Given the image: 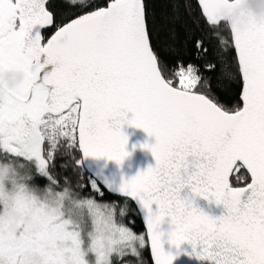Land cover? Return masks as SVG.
Returning <instances> with one entry per match:
<instances>
[{"label":"snow or ice","instance_id":"obj_1","mask_svg":"<svg viewBox=\"0 0 264 264\" xmlns=\"http://www.w3.org/2000/svg\"><path fill=\"white\" fill-rule=\"evenodd\" d=\"M0 264H264V0H0Z\"/></svg>","mask_w":264,"mask_h":264},{"label":"water","instance_id":"obj_2","mask_svg":"<svg viewBox=\"0 0 264 264\" xmlns=\"http://www.w3.org/2000/svg\"><path fill=\"white\" fill-rule=\"evenodd\" d=\"M126 133L129 136L130 157L123 167V174L132 177L138 174L141 170H146L152 163V156L149 151H146L142 145L154 144V138L147 136L145 132L135 128H127ZM112 173L119 178L121 172L115 165H111Z\"/></svg>","mask_w":264,"mask_h":264}]
</instances>
